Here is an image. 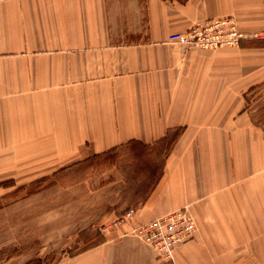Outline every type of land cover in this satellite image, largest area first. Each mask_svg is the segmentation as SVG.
Here are the masks:
<instances>
[{
  "label": "crops",
  "instance_id": "crops-1",
  "mask_svg": "<svg viewBox=\"0 0 264 264\" xmlns=\"http://www.w3.org/2000/svg\"><path fill=\"white\" fill-rule=\"evenodd\" d=\"M233 17L238 46L168 42ZM264 0H0V196L132 140L168 145L130 221L87 264H171L133 228L187 208L173 264H264Z\"/></svg>",
  "mask_w": 264,
  "mask_h": 264
},
{
  "label": "rangeland",
  "instance_id": "rangeland-1",
  "mask_svg": "<svg viewBox=\"0 0 264 264\" xmlns=\"http://www.w3.org/2000/svg\"><path fill=\"white\" fill-rule=\"evenodd\" d=\"M248 101L264 125V86ZM175 135L167 145L126 144L88 157L0 196V264H87L85 254L112 239L152 191Z\"/></svg>",
  "mask_w": 264,
  "mask_h": 264
},
{
  "label": "built area",
  "instance_id": "built-area-1",
  "mask_svg": "<svg viewBox=\"0 0 264 264\" xmlns=\"http://www.w3.org/2000/svg\"><path fill=\"white\" fill-rule=\"evenodd\" d=\"M246 37L233 17L205 20L187 32H173L168 42L186 49L235 46ZM196 221L187 208H180L137 225L133 233L155 248L158 257L174 260V249L194 237Z\"/></svg>",
  "mask_w": 264,
  "mask_h": 264
},
{
  "label": "trees",
  "instance_id": "trees-1",
  "mask_svg": "<svg viewBox=\"0 0 264 264\" xmlns=\"http://www.w3.org/2000/svg\"><path fill=\"white\" fill-rule=\"evenodd\" d=\"M169 138V137H168ZM137 143H141V144H143L145 147H147V148H150V147H154V146H148V145H146V144H144V143H142V142H140V141H137V140H132V141H130L128 144L129 145H134V144H137ZM118 149V147H114V148H112V149H110V150H108V151H106V152H104V153H102L103 155L104 154H108L109 152H112V151H114V150H117ZM138 158V157H137Z\"/></svg>",
  "mask_w": 264,
  "mask_h": 264
}]
</instances>
